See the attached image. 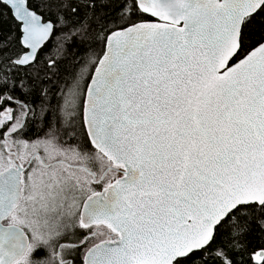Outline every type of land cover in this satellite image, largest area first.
Wrapping results in <instances>:
<instances>
[{
	"label": "snow or ice",
	"instance_id": "snow-or-ice-1",
	"mask_svg": "<svg viewBox=\"0 0 264 264\" xmlns=\"http://www.w3.org/2000/svg\"><path fill=\"white\" fill-rule=\"evenodd\" d=\"M0 264H264V0H0Z\"/></svg>",
	"mask_w": 264,
	"mask_h": 264
}]
</instances>
